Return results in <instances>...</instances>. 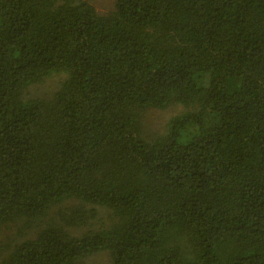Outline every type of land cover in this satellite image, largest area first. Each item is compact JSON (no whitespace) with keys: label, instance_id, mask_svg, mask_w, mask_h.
<instances>
[{"label":"trees","instance_id":"16d2710c","mask_svg":"<svg viewBox=\"0 0 264 264\" xmlns=\"http://www.w3.org/2000/svg\"><path fill=\"white\" fill-rule=\"evenodd\" d=\"M173 105L146 140L144 112ZM95 208L110 224L75 234ZM9 226L34 236L0 264H264V0H0Z\"/></svg>","mask_w":264,"mask_h":264},{"label":"rangeland","instance_id":"374dc122","mask_svg":"<svg viewBox=\"0 0 264 264\" xmlns=\"http://www.w3.org/2000/svg\"><path fill=\"white\" fill-rule=\"evenodd\" d=\"M94 6L99 14H107L112 12L115 8V0H86ZM64 75H53L45 79L41 83L30 86L25 92V100H31L35 97H49L58 88L60 82L64 80ZM182 112V107L173 105L165 110L148 109L144 112L142 117L144 137L146 140L151 141L158 136H163L168 128V124L172 118ZM68 202L65 206H70ZM66 207L54 209L50 216V220H55L58 216L59 210H64ZM97 216L95 219L87 223V227L72 230L75 234H81L91 227H107L110 224V213L103 208H95ZM34 234L30 233L28 236L19 233L16 226H9L0 230V260L3 255H6L12 245L18 243L26 238L33 237ZM82 264H110L109 256L107 253H100L95 256L89 257Z\"/></svg>","mask_w":264,"mask_h":264}]
</instances>
